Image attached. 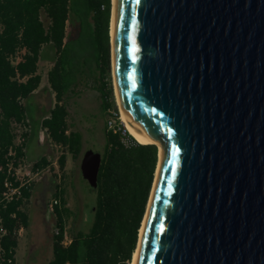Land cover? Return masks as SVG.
Here are the masks:
<instances>
[{
	"label": "water",
	"instance_id": "water-1",
	"mask_svg": "<svg viewBox=\"0 0 264 264\" xmlns=\"http://www.w3.org/2000/svg\"><path fill=\"white\" fill-rule=\"evenodd\" d=\"M113 47L128 123L162 146L137 264H264V0H115ZM102 161L82 157L94 188Z\"/></svg>",
	"mask_w": 264,
	"mask_h": 264
},
{
	"label": "trees",
	"instance_id": "trees-1",
	"mask_svg": "<svg viewBox=\"0 0 264 264\" xmlns=\"http://www.w3.org/2000/svg\"><path fill=\"white\" fill-rule=\"evenodd\" d=\"M113 0H0V197L6 178L18 186L10 167L24 165L30 139L28 101L43 81L41 60L50 59L48 71L55 104L42 120V129L54 146L62 148L58 163L62 179L53 196H60L52 214L56 229L48 245L51 259L44 264H132L159 163V146L140 142L120 118L112 64L111 21ZM50 47L49 55L44 54ZM101 93L102 110L114 117L106 124V143L99 173L93 224L75 230L65 242L67 206L65 174L68 155L81 156L84 136L71 131L70 99L86 88ZM113 109L117 114L109 112ZM51 164L47 155L33 160V167ZM55 166H52V170ZM43 183L21 187V195L0 202L1 223L6 230L0 245V264H16L22 226L32 224L29 204ZM46 217V215H45Z\"/></svg>",
	"mask_w": 264,
	"mask_h": 264
},
{
	"label": "rangeland",
	"instance_id": "rangeland-1",
	"mask_svg": "<svg viewBox=\"0 0 264 264\" xmlns=\"http://www.w3.org/2000/svg\"><path fill=\"white\" fill-rule=\"evenodd\" d=\"M50 47L44 50L45 55H49ZM50 59L41 61V73L43 81L39 91L28 101V118L30 121V139L27 147V156L31 160L27 164L31 166L33 160L47 155L51 164L46 167L42 176L37 180L43 183L41 191L32 198L29 208L31 210L32 224L29 229H25L22 235L23 252L27 255L34 252V255L27 258V264H44L43 254L52 253L48 242L52 233L56 229L55 220L52 214L44 212L47 202L53 197L54 183L56 180L54 173L62 174L59 170V157L63 150L59 146H54L47 139L46 132L42 129V120L50 114L56 98L55 93L48 81V71L52 65ZM101 93L93 87L86 88L79 95H73L70 99L71 131H80L84 136L82 154L75 159L70 154L65 174L66 200L67 206L73 214L67 220L65 240L72 239L75 230H87L93 224V207L97 202L98 193L89 181L84 177L81 170V161L87 150L103 152L106 143V124L111 119L108 113L102 110ZM40 135L43 141H40ZM52 166L55 168L52 170ZM157 173V172H156ZM63 178V177H62ZM156 179V178H155ZM60 182V178L58 179ZM46 215V217H45ZM20 251V250H19ZM19 256V252H18ZM23 261V260H22ZM19 260L18 264H23Z\"/></svg>",
	"mask_w": 264,
	"mask_h": 264
},
{
	"label": "built area",
	"instance_id": "built-area-1",
	"mask_svg": "<svg viewBox=\"0 0 264 264\" xmlns=\"http://www.w3.org/2000/svg\"><path fill=\"white\" fill-rule=\"evenodd\" d=\"M109 112L117 114L113 109H110ZM114 117H111V120L109 122V126L111 128H115V124H114ZM41 141H43V138L41 137ZM28 159L26 160V163L24 165H20L19 167H13V164L10 167V172H12V169H15V172H12V174L14 176H16V179L19 183L18 186H13V181L7 177L6 178V186H7V190H5L1 197H0V202L2 201H10L11 199H13L14 194L18 193L19 195H21V187L23 186H27L33 183V181L38 180L42 174L44 173L45 168H37L35 169L33 166V164H31V166H29L28 164ZM59 178L60 181L62 179V174H59ZM57 205H61V198L60 196H53L49 202H48V210L49 212H53L56 208ZM25 231V227L22 226L19 230V234L22 236L23 232ZM6 233V230L4 229L2 223H1V217H0V241L2 236ZM72 240V239H71ZM68 240H65V242L68 244L71 242ZM2 252V248L0 245V257H1V253Z\"/></svg>",
	"mask_w": 264,
	"mask_h": 264
},
{
	"label": "bare ground",
	"instance_id": "bare-ground-1",
	"mask_svg": "<svg viewBox=\"0 0 264 264\" xmlns=\"http://www.w3.org/2000/svg\"><path fill=\"white\" fill-rule=\"evenodd\" d=\"M114 9H115V0H113V12H112V21H111V35H112V64H113V74H114V85H115V93H116V98H117V102L120 108V118L123 121V123L125 124L126 128L142 143H151V142H155V141H150L147 140L145 137H143L142 135H140L139 133H137L134 129L131 128L130 124L128 123V120L126 118L125 112L123 110L121 101H120V97H119V93H118V88H117V79H116V68H115V59H114V47H113V21H114ZM155 144H157L159 146V163H158V168H157V173H156V179L154 182V186H153V190L151 193V197H150V202L148 205V209L146 212V216L144 218L142 227L140 229V237H139V243H138V247L135 250L134 256H133V261L132 264H137L138 263V256H139V248H140V243H141V239H142V235L144 232V228H145V224H146V220H147V216H148V211H149V207L151 204V200L153 197V193L155 190V186H156V182H157V178H158V174H159V169H160V164H161V156H162V146L160 143L156 142Z\"/></svg>",
	"mask_w": 264,
	"mask_h": 264
},
{
	"label": "crops",
	"instance_id": "crops-1",
	"mask_svg": "<svg viewBox=\"0 0 264 264\" xmlns=\"http://www.w3.org/2000/svg\"><path fill=\"white\" fill-rule=\"evenodd\" d=\"M42 61V60H41ZM50 61V60H49ZM52 62V61H51ZM41 64V63H40ZM52 65H53V62H52ZM51 65V66H52ZM51 68V67H50ZM49 68V69H50ZM44 78V77H43ZM44 80V79H43ZM49 81V80H48ZM42 84V83H41ZM41 87V86H40ZM40 89V88H39ZM39 89L37 90V91H39ZM36 91V92H37ZM36 92L34 93V94H36ZM33 94V95H34ZM32 95V96H33ZM40 141H41V135H40ZM42 142V141H41ZM43 156V155H42ZM28 159V162H30L31 160L29 159V158H27ZM38 159V158H37ZM30 160V161H29ZM36 160V159H35ZM22 237V236H21ZM23 239L21 238V241H20V246H19V249H18V252H19V256H18V253H17V262H16V264H18V262H19V260L20 261H22L23 262V264H27V258H28V256L29 255H31L30 257H32L33 255H34V252L35 251H33V252H30L28 255L25 253V252H23V250H22V248H23V241H22ZM20 250V251H19ZM45 256V258L44 259H47V257L49 258V259H51L52 258V256H53V253H51L50 252V254H46L45 252H44V254H43V257Z\"/></svg>",
	"mask_w": 264,
	"mask_h": 264
}]
</instances>
